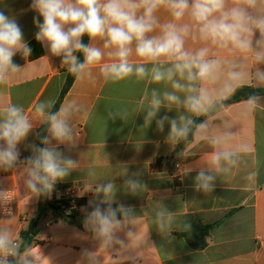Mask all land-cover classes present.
<instances>
[{"label": "crops", "instance_id": "obj_1", "mask_svg": "<svg viewBox=\"0 0 264 264\" xmlns=\"http://www.w3.org/2000/svg\"><path fill=\"white\" fill-rule=\"evenodd\" d=\"M0 11L17 20L23 40L31 48L27 57L20 52L14 55L18 70L9 71L6 82L0 83V111L16 106L33 124L18 145L17 163L10 169L0 168V191L13 188L17 195L15 217L5 221L3 229L20 238L37 216L44 195L27 186L26 158L37 148L38 130L52 113L69 71L62 57L53 56L47 45L35 39L39 29L33 19L39 14L31 8V0H0ZM249 11L264 17V0H258ZM155 16L160 25L173 21L165 7ZM39 19L42 23V17ZM176 23L190 29L184 37L185 51L195 54L207 48L206 59L218 62L214 80L194 82L212 101L208 112L193 115L182 105H173L169 111L165 102L146 123L152 92L163 99L165 92H175L171 83L151 80L153 64L136 57L135 43L129 59L134 68L143 66L149 75L138 79L133 72L120 81L105 80L100 67L111 62L107 52L114 49H104L103 40H88L101 48L104 59L90 74L75 76L57 109H69L74 142L57 143L48 128L43 139L50 141L43 142V147H55L75 162L57 183L78 187L80 192L73 206L67 199H54L51 191L45 194L48 200L61 203L60 209L46 212L39 223L37 242L20 252L22 256L12 264H22L23 257L38 264H264V95L256 96L255 105H249V99L222 104L241 87L264 89V75H260L264 62H257L254 52L242 53L202 40L198 26L187 14ZM159 34L158 27L149 35ZM259 38L257 32L254 47ZM232 72L240 74L239 81L231 79ZM175 94L181 100L185 96L183 92ZM39 103L51 105L43 117L35 113ZM181 115L195 121L196 127L192 139L180 146L179 139H169V122L165 121L161 130L156 121L168 116L179 123ZM225 151L232 153L235 163L221 159L218 165L213 164L214 154ZM200 171L215 177L212 191L196 189L195 177ZM128 180L138 181L141 187L132 191ZM108 183L115 188L111 206L129 211L127 215L117 213L121 227L114 236L118 239L105 242L85 220L97 206L108 207L101 203L104 194L97 191ZM207 225L211 227L202 249L192 247L182 236Z\"/></svg>", "mask_w": 264, "mask_h": 264}, {"label": "clouds", "instance_id": "obj_2", "mask_svg": "<svg viewBox=\"0 0 264 264\" xmlns=\"http://www.w3.org/2000/svg\"><path fill=\"white\" fill-rule=\"evenodd\" d=\"M257 3L258 0H31V8L39 14L33 19L39 29L35 39L47 45L53 56L62 57V64L77 78L86 72L90 74L91 69L100 64L105 56L100 47L82 43V37L87 35L92 41L103 40L104 49H114L107 52L111 62L103 63L100 67L105 80L120 81L133 72L138 79H144L149 75L148 70L143 66L134 68L129 59L135 43L136 57L153 64L151 80L154 83L170 82L175 92L185 93L183 100L175 92H165L161 99L153 91L145 117V122L149 123L165 106V102L169 111L173 105H182L197 116L207 113L212 104L207 93L198 89L194 82L214 80L218 62L206 59L207 48H201L195 54L185 51L184 37L189 35L190 29L188 25H178L176 21L182 20L187 14L198 26L202 40L223 48L230 46L242 53L254 52L255 60L264 62V17L253 16L249 11ZM161 7L168 9L172 22L163 25L158 23L155 13ZM158 27L159 35H149ZM257 32L260 38L255 40L254 47L253 37ZM17 52L27 57L31 48L24 42L17 20L0 11V83L6 82L9 71L18 70L19 66L13 62ZM76 53L83 55L82 62ZM164 63H170L171 66H159ZM177 76L179 80L174 79ZM230 77L233 81H239L240 74L232 72ZM180 80L187 83H181ZM256 101L257 97L252 96L247 103L255 105ZM50 106L39 103L35 113L43 117L45 108ZM68 116L69 109L62 106L56 113H49L46 117L48 132L57 143L74 142ZM165 121L170 124L169 139L173 142L185 137L192 124L183 115L179 117V123L176 119L169 120L168 116H163L156 121L157 127L162 130ZM32 127L29 116L22 109L11 106L0 111V168L10 169L17 163L20 158L18 145L27 138ZM199 127L203 128L204 125ZM43 142L50 143L48 138ZM33 152L32 156L26 158L29 165L27 186L35 194H45L53 189L58 180L68 175L75 162L64 157L55 147L34 148ZM231 156L232 153L228 151L216 153L213 164L218 165L221 159L234 164ZM214 179L213 175L200 171L195 177V187L210 192ZM127 184L132 191L141 187L136 180H128ZM97 191L104 194L101 203L108 207L102 209L97 206L88 215L85 225L105 242L118 239L114 236L121 227L117 213L127 215L129 210L123 206L118 209L111 206L115 192L112 183L100 186ZM21 256L10 230H0V264H12L8 257ZM22 264L31 262L23 257Z\"/></svg>", "mask_w": 264, "mask_h": 264}, {"label": "trees", "instance_id": "obj_3", "mask_svg": "<svg viewBox=\"0 0 264 264\" xmlns=\"http://www.w3.org/2000/svg\"><path fill=\"white\" fill-rule=\"evenodd\" d=\"M88 36L85 35L82 37V43L88 44ZM78 59L82 62L83 61V55L81 53H77ZM75 76L68 73L67 80L65 82V85L62 89L61 95L54 106L52 113H55L63 99V96L70 88L72 82L74 81ZM264 95V89L256 88L254 86H244L239 89H237L232 96L222 101V104L228 105L235 102H239L242 100H247L252 96H260ZM196 127V122L194 121L191 125H189V131L185 137L179 138V144L180 146L187 142L188 140L192 139L194 129ZM48 124L47 122H44L43 125L38 130V139H37V148H43V139L45 136V133L47 131ZM54 189L57 188H63L64 185H61L59 183L54 184ZM46 194V193H45ZM45 194L42 198V203L40 205L38 214L35 218L31 219L29 222L28 227L25 230H22L20 235V245H19V252L26 251L29 249L32 245H34L36 241V237L39 233V223L43 216L46 214L47 211H58L60 209V204L57 201L48 200L45 197ZM211 227V225L204 226L200 228L197 231H192L189 233H183L182 236L187 240V242L194 248L202 249L204 248L207 243L205 241V236L207 234L208 229Z\"/></svg>", "mask_w": 264, "mask_h": 264}, {"label": "built area", "instance_id": "obj_4", "mask_svg": "<svg viewBox=\"0 0 264 264\" xmlns=\"http://www.w3.org/2000/svg\"><path fill=\"white\" fill-rule=\"evenodd\" d=\"M80 192V188L75 186H66L63 188H57L51 190L54 199L62 200L67 199L69 205L75 204V199ZM17 202L16 191L13 188H8L0 191V230H3L5 221L15 217V205ZM17 247L20 245V238L13 237ZM12 262L14 257H8ZM31 264H38L37 261H31Z\"/></svg>", "mask_w": 264, "mask_h": 264}]
</instances>
